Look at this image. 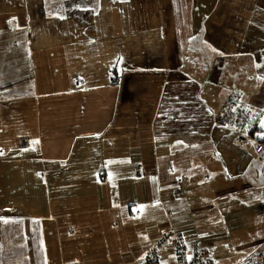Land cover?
Masks as SVG:
<instances>
[{
    "label": "crops",
    "instance_id": "1",
    "mask_svg": "<svg viewBox=\"0 0 264 264\" xmlns=\"http://www.w3.org/2000/svg\"><path fill=\"white\" fill-rule=\"evenodd\" d=\"M263 122L264 0H0V264L264 257Z\"/></svg>",
    "mask_w": 264,
    "mask_h": 264
},
{
    "label": "built area",
    "instance_id": "2",
    "mask_svg": "<svg viewBox=\"0 0 264 264\" xmlns=\"http://www.w3.org/2000/svg\"><path fill=\"white\" fill-rule=\"evenodd\" d=\"M255 139V151L264 155V122L260 125L259 133ZM245 140V137H239L240 142ZM165 246L175 251L176 264H215L214 250L212 248L203 245L197 240L190 241V245L186 246L184 235L170 226L155 236L134 264H156L160 251ZM246 264H264V257L260 253H255Z\"/></svg>",
    "mask_w": 264,
    "mask_h": 264
},
{
    "label": "trees",
    "instance_id": "3",
    "mask_svg": "<svg viewBox=\"0 0 264 264\" xmlns=\"http://www.w3.org/2000/svg\"><path fill=\"white\" fill-rule=\"evenodd\" d=\"M24 141H27V140H24ZM24 141H23V142H24Z\"/></svg>",
    "mask_w": 264,
    "mask_h": 264
}]
</instances>
